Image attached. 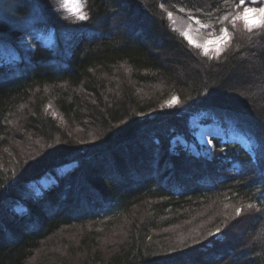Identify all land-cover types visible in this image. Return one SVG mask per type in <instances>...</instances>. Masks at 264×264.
I'll return each instance as SVG.
<instances>
[{
  "label": "trees",
  "instance_id": "16d2710c",
  "mask_svg": "<svg viewBox=\"0 0 264 264\" xmlns=\"http://www.w3.org/2000/svg\"><path fill=\"white\" fill-rule=\"evenodd\" d=\"M56 1L0 0V151L21 149L0 174V264H264V27L210 59L168 13L215 22L240 0H83L87 20ZM35 14L53 45L22 43ZM197 114L250 151L212 136L203 154Z\"/></svg>",
  "mask_w": 264,
  "mask_h": 264
},
{
  "label": "rangeland",
  "instance_id": "374dc122",
  "mask_svg": "<svg viewBox=\"0 0 264 264\" xmlns=\"http://www.w3.org/2000/svg\"><path fill=\"white\" fill-rule=\"evenodd\" d=\"M80 1H81V8L77 9L75 11H80L84 14V12H83V0H80ZM256 1H258V0H250L252 5H248L245 7H250V8L251 7H254V8L264 7V4H262V6H260V7L256 6L255 5ZM56 2H57L58 10L61 13H63L67 17H72L74 19H77L76 16L74 15V11L71 9L72 7L70 6L68 0H67V7L62 6V4L64 3V0H57ZM180 10L178 12L172 13L171 18L169 17V21L172 24V27L181 36H183L182 35V33H184L183 32V24H185V21L186 20L195 21V19H197V18L193 19V17L185 16L182 12L183 10L182 9H180ZM239 11L242 13L243 8L240 9ZM236 12H237V10H235L233 12L223 13L221 15V17L219 18V20L215 21V22H202L201 21V23L204 25H207L208 29L211 30L213 33L220 34V35H221L220 28L221 27H227L229 30V35L231 37V34H232L231 30L235 31L237 29L245 28L242 20H236L235 22H233L231 17L233 15H235ZM37 14H38V12H37ZM37 14L33 15L32 17H29L27 22H26V29H25V32L23 33V36H22V43L24 44L25 47L32 46V41L30 38H32L33 36H35V38L36 37L40 38L43 43H45L46 45H49V46H51L55 43L54 31L52 29H48V30L44 29L43 26H40L43 19L41 16H38L39 14L38 15ZM225 15H227L229 17L228 20L222 19ZM254 28H259V27H254ZM184 38L190 43V41L188 40L187 37H184ZM227 43H229V41ZM190 44H192V43H190ZM192 45L195 46L194 44H192ZM209 51H210V54H212V50H209ZM201 52H202V50H201ZM173 98L174 97L169 98L162 105H164L165 107H171L176 102V99L174 101ZM46 111L49 112L52 116L57 117L58 121L60 122V124L62 126H66L64 123V120L59 116L56 109L54 108V106L51 103H47ZM204 118H205V114H197V115H193L192 118L190 119L191 120L190 126H191L192 131H193L194 140L198 146L203 148L202 149L203 154L207 155V154L211 153L212 147H211L210 137H212V136H218V137L228 136L229 139L241 143L244 148H246L247 150L250 151L251 141L248 139V137L245 133L234 128L232 125L227 130H223L216 123L205 124L202 121V120H204ZM206 131H210V133L206 132ZM15 148L17 150H15L14 148L11 147L9 149H5L4 151H2V150L0 151V174H3V176L6 175L5 173L7 172V169L11 167V165L15 162V160H17V157L19 156L18 153L21 151V149L19 147H17L16 145H15ZM189 148L193 154H198V150L195 148V146L193 144L189 145ZM46 176L47 175H45L42 179V181L44 183L43 186L47 185L52 180L50 178V175L48 177H46ZM40 187H42L41 184H37V182H32L28 188H30L31 190H33L35 192H38ZM241 208H242V211L240 212L239 215H237V217L242 215V216H245V220H246V217H248L249 214L251 213L252 207L251 206L247 207L246 205H243V207H241ZM236 212H237V209H236L235 213ZM194 230H192V232ZM117 232H119V231H117ZM110 233H112L111 236L116 234L113 231ZM108 238H106V239H108ZM106 239H104L102 241V243H103V245H106L108 247V245H110V242L106 241Z\"/></svg>",
  "mask_w": 264,
  "mask_h": 264
},
{
  "label": "snow or ice",
  "instance_id": "6c2138e0",
  "mask_svg": "<svg viewBox=\"0 0 264 264\" xmlns=\"http://www.w3.org/2000/svg\"><path fill=\"white\" fill-rule=\"evenodd\" d=\"M245 4V0H240L239 3H237L235 5L237 12L235 15H233L231 18L233 20V22H235L236 20H242L244 23V26L247 30L251 31L254 27H264V7H260V8H250V7H243V12L241 13L239 10L241 9V7ZM63 7H67V0H64V3L62 4ZM78 8L80 7L79 5L77 6ZM256 13L259 17V19L255 22L251 21L248 17V13ZM74 15L76 16L77 19L79 20H87L89 19V17L85 14H83L80 11H75L74 10ZM168 16L171 18L172 13H168ZM193 19H195L193 17ZM223 20H228L229 17L227 15H225L223 18ZM196 24L200 25L202 28H207V25H204L201 23L200 20L195 19ZM175 30V29H173ZM220 36H215V34H213V38L209 39L208 41H205L203 43L197 44L195 45L197 48L202 50V55L208 56L210 59L212 58H216L219 59L221 53L225 50L226 44L227 42L231 39L230 35H229V30L227 27H221L220 28ZM182 35L184 37H187V33H182ZM210 44H215L216 46L212 49V54H210L209 51V45ZM175 97L173 98V100L175 101ZM261 166L262 168H264V146H262L261 148ZM242 211V209H237V214L239 215L240 212ZM217 232H220V229L218 228L216 230ZM214 235V233L212 234Z\"/></svg>",
  "mask_w": 264,
  "mask_h": 264
},
{
  "label": "bare ground",
  "instance_id": "6f19581e",
  "mask_svg": "<svg viewBox=\"0 0 264 264\" xmlns=\"http://www.w3.org/2000/svg\"><path fill=\"white\" fill-rule=\"evenodd\" d=\"M70 6L72 7L71 9L77 10L81 8V1L80 0H68ZM80 6L79 8L77 6ZM253 8V7H251ZM248 17L251 21L255 22L259 19L258 15L256 13H248ZM183 32L187 33V38L190 41V43L197 45L200 43H203L205 41H208L209 39L213 38V33L211 30L207 28H202L200 25L196 24L195 21L193 20H186L185 24H183ZM215 36H220V34H215ZM216 45L215 44H210L209 45V50H212ZM209 132L210 131H206ZM118 163V162H117ZM119 169H124L125 166L118 164Z\"/></svg>",
  "mask_w": 264,
  "mask_h": 264
}]
</instances>
